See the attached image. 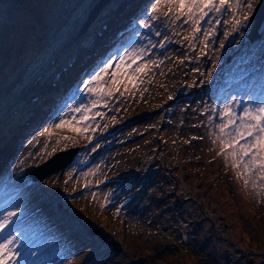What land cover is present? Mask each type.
Here are the masks:
<instances>
[{"label": "rangeland", "instance_id": "374dc122", "mask_svg": "<svg viewBox=\"0 0 264 264\" xmlns=\"http://www.w3.org/2000/svg\"><path fill=\"white\" fill-rule=\"evenodd\" d=\"M257 1L247 0L244 15L236 9L210 13L201 22V32L190 43L185 39L190 34V24H184V18L173 23L171 12L163 7L153 20L151 9L155 0H149L142 7L140 17L126 25L135 26L128 37L137 41L134 40L130 46H127V41L123 48L128 51L145 49L140 63L147 62L150 67L140 74L139 80L129 83L127 90L121 84L113 98L107 100L106 108L113 107L111 113L90 123L91 126H100V134L111 132L115 142L106 151L98 152L97 146L85 150V134L78 135L67 129L54 131L50 138L41 137L38 132L32 135L26 149L12 162L14 169L7 171L10 189L0 191V201L13 190L26 187L31 190L25 199L29 204L36 203L34 209H43L48 205L40 214L48 215L43 219L49 225L44 237H56L57 246L61 243L62 249L74 250L60 264L186 263V256L172 246L176 242L183 252L193 253L190 255L195 257L194 264H244L249 256L253 257L255 264H264V187L254 189L250 183L245 188L243 179L238 178V171L231 166V157L225 159L223 154L218 155L221 149L217 139L218 125L222 123L220 110L225 104H230L240 115L246 102L247 106L254 108L264 100L255 91V84L250 86L264 64V46L251 49L243 42L245 33L250 29V18L245 21L244 17H250ZM65 2L62 0L51 6L52 12L48 17L45 11L41 12L43 15H39L38 11L34 14L28 12V15L23 11L24 7L0 3V15L43 30L42 46L44 50H49L47 55L31 63L29 69L18 76L0 79V100L8 105L5 113L13 114L17 108L16 99L22 102L23 107L26 105V109L23 108L26 111L35 107L32 112L39 109L42 114L55 108V101L40 104V100L32 107L29 101L32 96L39 95L41 86L49 85L54 72L66 63L65 59L57 68H50L52 60H59L76 43L75 34L79 33L95 4L93 0ZM248 3L252 4L250 10ZM58 5L61 7L56 9ZM117 5L118 1L113 0L106 3L98 11L93 24L97 26L101 18ZM236 11L238 15H235ZM165 12L169 15L165 16ZM233 16L244 26L239 27L238 32H227L220 25L228 28ZM163 18L168 21L161 20ZM141 22L148 23L150 27L141 28ZM205 29L211 30L206 48L201 43ZM157 32L160 34L157 35ZM262 40L264 43V38ZM235 42L248 46L243 57L238 59L241 63L238 67L232 70H209L206 67L216 47L220 51L221 64L225 65L229 54L222 50ZM254 43L257 41L251 44ZM113 54L109 58H114ZM48 69L52 74L45 77ZM249 71L253 72L246 75ZM241 77L243 82L237 84ZM34 86L38 88L33 90ZM74 95L73 90L67 100ZM83 95V92H78L76 97L83 99ZM239 99L245 100L243 106L233 102ZM76 115L78 118L79 114ZM1 118L0 125L4 123ZM28 121L26 118L22 124ZM53 123L49 121L44 127ZM63 137H69L72 142L63 141ZM57 140H61L58 147ZM46 141L47 149L44 148ZM6 142L7 146L3 147ZM20 146V142L5 141V135L0 134V152L12 151ZM70 148L75 150V154L67 167L40 181L32 180L34 168ZM41 150L51 155H44L41 159L37 155ZM87 153L93 154L92 162L75 178L69 179L70 170ZM68 155L45 169L65 161ZM107 176L113 177V182L100 186V179ZM19 178L22 179L20 184ZM65 180L69 182L65 184ZM82 183L87 187L81 188ZM136 188L139 191L132 203L115 217L114 208L120 198H114L112 193L120 189L125 195L136 192ZM230 203L238 209L234 210L235 214ZM102 204L104 208H101ZM30 212L32 210L23 212L19 218ZM35 227L27 228L18 235L19 239L27 237L35 231ZM91 227L98 228L103 239L90 233ZM240 232L251 240V245L247 244L248 251L242 246L232 245L237 240L236 236L242 238ZM16 233L19 232L12 235ZM111 240L119 243L120 252L111 249ZM43 246L47 247L46 253H56L60 249L53 247L50 240ZM250 252L253 255H249Z\"/></svg>", "mask_w": 264, "mask_h": 264}, {"label": "snow or ice", "instance_id": "6c2138e0", "mask_svg": "<svg viewBox=\"0 0 264 264\" xmlns=\"http://www.w3.org/2000/svg\"><path fill=\"white\" fill-rule=\"evenodd\" d=\"M261 3L264 4V0H261ZM240 6V0H155V6L151 9V18L155 20V14L162 7L168 8L174 17L173 23L184 18L183 23L190 24V34L185 39L191 43L196 38V34L202 30L201 22L210 13H220L224 9L228 11L238 10ZM247 7L250 10L252 4L248 3ZM164 15L168 16L169 13L165 12ZM244 20H249V17L245 15ZM208 23L211 24V21H208ZM217 23H219L218 20ZM242 26H244L242 22L233 16L232 30L236 31ZM140 27L147 29L150 25L141 22ZM156 34L159 35L160 33L157 32ZM210 35L211 30L205 29L204 40L201 41L205 48ZM161 47H163V44H161ZM144 52L145 49L143 48L139 50L132 49L131 51L125 50L118 57L109 58L102 62L94 73L82 81L83 87L79 89L89 98L87 103H81L77 107L70 108L69 112L72 114L70 119L60 118L59 122L45 127L39 135L50 138L54 131L65 129L78 135L87 132L91 128L90 119L94 120L96 116L103 118L102 113L94 110L97 107H107V100L113 98L115 93L119 91L121 84L127 90L128 84L139 80L140 74L150 67L147 62L138 63L143 59ZM132 86L135 87V84L133 83ZM233 102L239 104V101L234 100ZM247 104L248 102H246V106L240 115L234 112L230 104H225L220 110L222 123L218 125L219 136L217 139L220 142L221 151L218 155L223 154L225 159L231 157V166L238 171V178L243 179L245 188L251 183L255 189L264 187V100L254 108L247 106ZM76 114H79L78 118ZM88 139L91 142V138L88 137ZM63 141L72 142L69 137H63ZM60 143L61 140H57L56 146L58 147ZM47 147L48 143L46 141L44 148L47 149ZM37 155L43 159L44 155H51V153L41 150ZM64 182L67 184L69 181L65 180ZM93 196H95V193H93ZM104 207L105 205L102 204L101 208ZM17 212L18 209L7 210L0 217V234H3L5 229L12 224L13 217L17 215ZM15 243V235L9 233L3 236L2 241H0V264H18L20 253L13 247Z\"/></svg>", "mask_w": 264, "mask_h": 264}, {"label": "bare ground", "instance_id": "6f19581e", "mask_svg": "<svg viewBox=\"0 0 264 264\" xmlns=\"http://www.w3.org/2000/svg\"><path fill=\"white\" fill-rule=\"evenodd\" d=\"M118 5L115 9L111 10L110 12V17L105 18L104 22L106 23V28L101 31V36L100 37H95L91 46L88 45L81 49L80 51L75 53L74 59L71 61V65L66 67V72H60L59 74V82H56L54 86L50 85L48 89H57L59 90V98L55 101L56 105L55 108L58 106L57 109L53 110H47L44 111L42 114H38L37 112H31L28 111L27 114L29 118H35L36 120V125L31 129L29 127H26L25 125L18 124L14 128L13 135L11 136V139L17 140V142L21 143V146L12 150V151H6V152H0V191L5 192L9 190V185L6 184V176H7V171L14 169L13 166H11L12 162L15 161V158L18 157L27 147L30 138L32 135L36 132L38 134L43 131L49 121L57 123L59 122L60 118H66L69 119L71 118V113L69 112L70 108H74L75 106L80 105L81 103H87V100L89 99L85 95H83V99H78L76 97V94L83 87L82 81L84 79H87L91 74L89 73H94L95 70L100 66V64L103 61L98 62V58L100 56V46L101 43L103 42L105 36L110 35L111 40H112V46H114V49H112L109 53H117V51H120V55L125 51L123 50V46L126 44L128 41V34L132 31L133 28H129L127 23L131 21L134 18L140 17V11L142 7H144L145 3L148 2L149 0H113V2H117ZM247 0H240V8L238 9L239 14H245L246 8L244 6L246 5ZM237 11L235 15H238ZM206 19V18H205ZM164 20L165 22L168 21V19H161ZM251 23V19H250ZM222 28L226 29L227 32H232V24L226 28L222 24L220 25ZM238 32V29H237ZM246 34V33H245ZM237 37V36H236ZM264 38V35L261 39L257 41V43L249 44L248 46L251 49H258L262 46H264V43H262V39ZM143 39V38H142ZM135 40V39H134ZM137 41V40H135ZM245 43H237L235 42L233 45L224 47L223 52L225 54H229V58L226 60V64L223 65L221 64V56L219 55L220 51L216 47L212 50V57L211 59H208V62L206 64V67L209 70L213 69H229L232 70V68L238 67L241 63L238 62V59H241L243 55L245 54L247 50V45H244ZM251 45V46H250ZM73 49V45L69 47V49L62 55L60 58V61L63 60H68L69 57L73 55V52H70V50ZM84 50L85 54H82L81 52ZM218 55L216 56V54ZM86 55V56H85ZM70 61V60H69ZM82 74L84 76H82ZM61 84V87L58 84ZM243 82V78H239L236 83ZM253 83H251V86ZM40 87V86H39ZM38 88V86H34L33 90ZM224 88L223 90H225ZM75 92V95L70 99L67 100V96L71 94L72 92ZM223 95L224 92H223ZM42 99L41 103H51L47 102V100H43V97H40ZM7 143H4L2 146L5 147L7 146ZM64 155H67L66 153H63L62 157ZM69 157V155H68ZM67 157V158H68ZM24 161V159L22 160ZM19 162L18 166L22 163ZM22 182V179H18V183L20 184ZM29 188L22 187L20 192H19V197L13 201L15 208L14 209H19L18 215H16L13 218L12 224L8 226V230H12L14 228H18V230H21V232L25 231L27 228L30 226L36 225L35 227V236L38 235L39 237H43L47 230L49 229V225L43 221V219L47 218V214L43 213L42 216L41 211L44 209L48 208V205L45 206L43 209H38L37 211H34L36 203H28V201L25 199L26 196L30 193ZM18 191V189L13 190L11 193H14ZM12 201L10 202V204ZM5 207L0 206V215L5 213ZM29 210H32V213L29 215H26L25 218L22 221H19V217L22 215L23 212H28ZM30 233V232H29ZM28 233V234H29ZM21 234V233H20ZM29 236V235H28ZM28 241L31 240V237L27 239Z\"/></svg>", "mask_w": 264, "mask_h": 264}, {"label": "trees", "instance_id": "16d2710c", "mask_svg": "<svg viewBox=\"0 0 264 264\" xmlns=\"http://www.w3.org/2000/svg\"><path fill=\"white\" fill-rule=\"evenodd\" d=\"M0 3L4 5L12 4L15 6L24 7L23 11L27 13L30 12L31 14H34L35 11H38L39 15H43V13L41 12L45 11L44 14H46L47 17L50 16V12L52 11L50 10V0H0ZM64 4H66V2ZM60 7L61 5H58L56 8ZM44 35L45 34L41 29L29 27L22 22L13 21L6 16L0 15V56L5 50H8L6 64H4V66L0 69V79H4L7 76H13L19 67L21 72L30 61H36L40 59V56L46 53L44 50V46H42ZM19 49L20 52L17 53ZM13 62L16 63L14 65H11ZM0 105L5 107L6 102L2 101ZM0 129L2 133L7 132V123L3 124ZM230 206L233 212L234 210H238L237 207H234V205H232V203H230ZM240 234L242 238L236 236V243L244 247L245 250H248L247 244L251 245V240L243 232H240ZM172 246H174L177 250H181V252L186 256V263H181L179 260L181 264L195 263L196 260L194 255H190L193 254L192 252H183L180 246L176 243H174ZM174 254L177 255L176 253ZM262 257L264 258V254L262 255Z\"/></svg>", "mask_w": 264, "mask_h": 264}, {"label": "water", "instance_id": "95a60500", "mask_svg": "<svg viewBox=\"0 0 264 264\" xmlns=\"http://www.w3.org/2000/svg\"><path fill=\"white\" fill-rule=\"evenodd\" d=\"M108 0H99L93 7V9L91 10L90 13V17H92L97 10L103 6L105 4V2H107ZM251 19L254 21L252 24L253 29L251 30V32L246 35L244 37V41H247L249 43H251L252 41L256 40L258 37H260L261 33L264 31V4L261 3V0L258 1V3L256 4L253 13L251 14ZM66 164V163H65ZM65 164H62L60 166H56L52 169H48V171H46L43 174L40 175H34L33 179L34 180H40L42 178H44L45 176L49 175L50 173L56 171L58 168L63 167ZM93 233H98L97 231H93ZM113 244V248L115 250H120V247L118 245V243H112ZM245 264H254L253 263V259L249 258L245 261Z\"/></svg>", "mask_w": 264, "mask_h": 264}]
</instances>
